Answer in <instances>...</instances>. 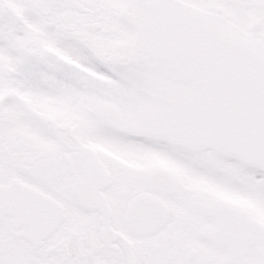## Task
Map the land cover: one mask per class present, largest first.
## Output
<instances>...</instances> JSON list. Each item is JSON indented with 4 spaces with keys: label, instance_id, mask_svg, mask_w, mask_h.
Wrapping results in <instances>:
<instances>
[{
    "label": "snow or ice",
    "instance_id": "1",
    "mask_svg": "<svg viewBox=\"0 0 264 264\" xmlns=\"http://www.w3.org/2000/svg\"><path fill=\"white\" fill-rule=\"evenodd\" d=\"M221 192L264 210V0H0V264H264Z\"/></svg>",
    "mask_w": 264,
    "mask_h": 264
},
{
    "label": "flooded vegetation",
    "instance_id": "2",
    "mask_svg": "<svg viewBox=\"0 0 264 264\" xmlns=\"http://www.w3.org/2000/svg\"><path fill=\"white\" fill-rule=\"evenodd\" d=\"M28 102L33 103L35 109L40 114L48 116L49 118H54V119H57V118L58 119H65L66 118V109H57V108L53 107L51 105V103H49V102L33 101V100H31V98H28ZM91 147L93 148V150H96V151H107V149H105L102 145L94 144V145H91ZM117 158H119V157H117ZM141 160H144L145 164L140 163ZM124 162L126 164H128L130 167H143V166H146V164H148V165L158 164V165L163 166V167H172L168 161H164V160H160V159L153 160V159H149L147 157H140L137 160H128V161H124ZM177 171H179V170H177ZM189 183L194 185V186H198L197 182L193 181L191 178H189ZM218 195L220 196L221 199L228 200V201L236 204L237 206L253 208L259 216L264 217V210L257 209L255 207V205H253L250 201H248L244 198L234 196L233 194L227 193V192H221V193H218Z\"/></svg>",
    "mask_w": 264,
    "mask_h": 264
}]
</instances>
